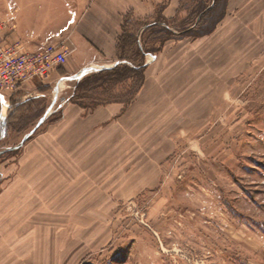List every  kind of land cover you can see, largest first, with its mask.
Segmentation results:
<instances>
[{
  "label": "rangeland",
  "instance_id": "rangeland-1",
  "mask_svg": "<svg viewBox=\"0 0 264 264\" xmlns=\"http://www.w3.org/2000/svg\"><path fill=\"white\" fill-rule=\"evenodd\" d=\"M194 1L146 14L143 58L120 24L141 76L87 71L1 140L0 264H264V6L218 0L207 29Z\"/></svg>",
  "mask_w": 264,
  "mask_h": 264
},
{
  "label": "crops",
  "instance_id": "crops-1",
  "mask_svg": "<svg viewBox=\"0 0 264 264\" xmlns=\"http://www.w3.org/2000/svg\"><path fill=\"white\" fill-rule=\"evenodd\" d=\"M159 1L6 0L3 5L8 7V39L21 41L30 52L40 50L47 43L62 41L70 53L66 62L53 70L43 83L29 82L16 92H0V143L2 139H7L11 131L26 133L35 119L38 122L48 109V113H52L57 102L60 103L58 107L65 104L66 99L60 94L64 84L71 81L70 77L89 67L101 70L118 64L113 54L120 24L124 23L126 28L136 27L132 30L140 39L145 29L144 22L150 18L146 14L154 13ZM232 2L236 4L237 0ZM248 2L250 6H264V0ZM178 3L179 0H168L163 16L174 17ZM156 60L157 56H154L152 63ZM49 91L51 102L44 107L38 106L50 96Z\"/></svg>",
  "mask_w": 264,
  "mask_h": 264
},
{
  "label": "built area",
  "instance_id": "built-area-1",
  "mask_svg": "<svg viewBox=\"0 0 264 264\" xmlns=\"http://www.w3.org/2000/svg\"><path fill=\"white\" fill-rule=\"evenodd\" d=\"M4 30L0 21V92H16L29 82L43 83L70 53L62 41L27 51L21 42L7 39Z\"/></svg>",
  "mask_w": 264,
  "mask_h": 264
},
{
  "label": "trees",
  "instance_id": "trees-1",
  "mask_svg": "<svg viewBox=\"0 0 264 264\" xmlns=\"http://www.w3.org/2000/svg\"><path fill=\"white\" fill-rule=\"evenodd\" d=\"M182 1H184V0H182ZM213 1L214 2H213L212 6H208V4L206 3V0H195L194 1L196 12H198L201 16L204 15L206 18L204 21V26L207 29L210 28L212 26V24L214 23V17L216 14L214 10H215V6H216V3L218 0H213ZM182 6H184V4ZM161 17L162 16L160 15V12H158L155 15V17H153L152 22H154V23L150 24L149 27H154L155 25H158V23H160V21L163 20V18H161ZM164 28H166V27H164ZM166 29H168V27ZM161 31L164 32L165 30L161 29ZM128 34H129L128 35L129 43L125 44V42H124V43H122V46L128 45V46H131V48L135 47L136 55L143 58L147 52L145 49L144 43H142V41H140V39H137L135 32L130 31V33H128ZM120 46H121V44H120ZM152 54H154V53L152 52ZM123 60L126 61V63H123L124 66L119 67V66H121V64H120V65H115L111 68H104V69L99 70V72L96 73V75H98L100 73L101 74H103V73H113V74L119 73L121 75L123 73L122 71L128 70L126 72L127 74L126 73L124 74V75H126L125 77H128L130 74H131V76L133 74L136 77L139 76V74L141 76L142 70L146 66L144 63L136 64L134 61L130 60L129 58H126ZM128 64H130V65H128ZM89 79H87V80H89ZM6 125H8V124L6 123Z\"/></svg>",
  "mask_w": 264,
  "mask_h": 264
},
{
  "label": "water",
  "instance_id": "water-1",
  "mask_svg": "<svg viewBox=\"0 0 264 264\" xmlns=\"http://www.w3.org/2000/svg\"><path fill=\"white\" fill-rule=\"evenodd\" d=\"M94 69H96V68H94V67H89V68H86V69H83L82 71H80L77 75H75L74 77H70L69 79L70 80H74V79H78V78H80L82 75H84L87 71H92V70H94ZM60 82V81H59ZM49 110L50 109H48L47 110V112H46V114L36 123V125H35V128H33L31 131H29V133H27L25 136H24V138H23V140L19 143V145L18 146H20L33 132H34V130L44 121V119L46 118V116H47V114H48V112H49ZM15 147H17V145L15 146ZM15 147H11V148H15Z\"/></svg>",
  "mask_w": 264,
  "mask_h": 264
}]
</instances>
